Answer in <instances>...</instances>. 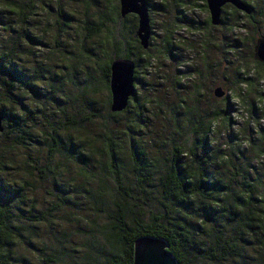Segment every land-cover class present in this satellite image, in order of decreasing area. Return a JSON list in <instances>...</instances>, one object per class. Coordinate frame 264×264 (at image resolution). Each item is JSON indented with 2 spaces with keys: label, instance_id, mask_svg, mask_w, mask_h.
Here are the masks:
<instances>
[{
  "label": "rangeland",
  "instance_id": "374dc122",
  "mask_svg": "<svg viewBox=\"0 0 264 264\" xmlns=\"http://www.w3.org/2000/svg\"><path fill=\"white\" fill-rule=\"evenodd\" d=\"M48 1L16 0L20 5L28 2L32 5L27 27L15 25L12 6L0 5V21L5 23L0 24V54L10 53L20 73L27 76L26 80H33L37 94L35 97L23 91L15 92V99L20 96L25 104L17 114L21 128L27 133L19 135L11 130L5 139L0 138V180L8 189V192L0 189V207L9 200L10 191L23 197L21 202L11 199L8 203L14 214L9 227L16 231L12 247L3 252L8 264H84L86 254L89 259H97L101 257L102 248L108 251L102 229L116 223L112 219L120 211L129 226L134 219L146 220L161 209V203L168 197L161 186V177L169 165L170 153L176 146L189 147L195 143L191 128L201 116L219 106L221 100L213 96L218 87L230 96L233 110L228 132L220 126L208 141V155L218 150L230 157L229 163H220L215 177L224 182L234 179L233 184L239 186L241 173L237 170L251 161L258 165L256 174L259 183L264 184V161L257 163L263 158L255 154L264 153V101L252 106L251 96L232 100L235 88L230 86L234 70L242 66L243 61L252 68L251 57L260 39L246 20L243 19L242 30L247 33L248 42L241 41L243 47L239 55L227 54L225 27L202 24L206 17L209 19L204 0H146L151 38L148 54L138 61L142 68H136L141 71L136 84L137 102L144 96L151 97L149 87L154 88L153 97L157 96L158 101L142 113L145 122L139 135L133 136L140 141L144 162L148 164L141 169L140 164L134 162L128 137L123 133L130 112L108 125V131H118L122 141V150L113 161L102 145L107 129L101 118L109 107L101 69L108 59L115 58L111 42L117 39V30L125 24L131 25V21L128 17L120 19L118 12L116 17L118 0ZM62 15L70 17L64 27L60 25ZM136 28L137 25L126 34L121 30L125 43L136 38ZM260 32L264 36V29ZM25 33L33 41H25L22 37ZM148 56L153 59L146 64ZM5 81L8 83L0 75L2 113H7L12 105L5 97L2 86ZM260 87L264 91V82ZM163 98L166 100L162 101ZM181 100L187 108H179ZM135 106L131 105L130 110H135ZM256 106L259 108L253 114ZM59 122L69 131L55 134L53 130L58 128ZM72 124H80L82 130H73ZM68 135L85 149L78 155L79 163L55 149L56 140H67ZM94 139L97 141L90 147ZM237 146L240 154L232 149ZM32 161L39 170L29 176L24 168ZM114 169L119 183L112 172ZM211 171L209 168L208 172ZM194 172L198 175L196 167ZM102 185L108 189L104 204L92 197ZM255 189L253 202L260 206L255 200L261 201L262 191ZM96 194H101L100 190ZM199 203H191L189 207L179 205L183 209L179 208L181 218L175 217V223H190L193 215L191 223H195L194 220L201 217L202 205L207 206L208 201ZM224 264L241 263L230 260Z\"/></svg>",
  "mask_w": 264,
  "mask_h": 264
},
{
  "label": "trees",
  "instance_id": "16d2710c",
  "mask_svg": "<svg viewBox=\"0 0 264 264\" xmlns=\"http://www.w3.org/2000/svg\"><path fill=\"white\" fill-rule=\"evenodd\" d=\"M59 1L49 0L48 2ZM74 1L76 3L83 2L82 0ZM11 2V0H0V5H4L6 8H11L12 6V13L16 18L14 22L16 26H29V12L32 8L30 2L22 5L18 4L16 0H13L12 4H10ZM244 2L251 9V15L249 16L236 11L231 6H225L223 8L221 26H224L226 31L225 43H223L225 44L227 54L236 53L239 55L243 47L241 41L247 39V33L245 30H242L243 19L252 27L253 33H258L260 38L264 37L260 32L264 29V0ZM115 10L117 17V12L119 16L117 1ZM257 16L261 18L257 19ZM127 17L131 21V25L125 24L122 26L116 32L117 39H111V47L115 53L114 59L132 58L134 59L136 68H142V66H139L138 61L145 58L148 52L141 49L136 38L126 43L122 39L123 32L126 34L132 30V27H136L137 25L135 16L129 15ZM68 18H70L68 15H62L60 25L63 27L68 25ZM179 22L178 20L177 23ZM0 24H5L4 20L2 22L0 21ZM127 26L129 30H125ZM60 32H62L61 29ZM22 37L28 43L33 41L32 38L28 37L27 33L23 34ZM246 42L248 41L246 40ZM13 45H16L15 41H13ZM147 59L146 64H149L153 58L148 56ZM113 60L108 59L101 69L103 83L107 92L108 107L110 104L108 87L109 65ZM251 63L252 68L243 61L242 66H238L234 70V80L230 83V86L235 88V96L232 100H243L246 97L248 99L251 96L253 98V101H251L252 106L255 103L261 105L264 101V91L260 87L261 82H264V64L257 61L255 48L251 57ZM139 70H136L137 81L140 80L139 75L141 71ZM0 75L8 80V83L5 81L2 86L5 90V97L12 103L10 105L11 109L7 113L0 111V114L3 115L4 124V132L0 134V138L5 139L11 130H15L19 135H24L27 131L21 128L20 116L17 114V110L23 109L25 104L22 102L23 100L20 96L15 99V92L23 91L24 93H29L37 97V94L34 92L33 80H26L27 76L20 73L17 66L12 63L10 53L0 54ZM19 75L22 76L19 77ZM153 90V87H149L148 89V92L152 94L150 98L144 96L142 97V101L138 103L137 97L136 100L130 101L125 111L117 114L110 113L108 108L107 114L101 118V122L104 123L107 129L108 125L115 122L119 117L129 112L131 113L129 118L126 119V130L123 133L128 137L134 162H137V165L140 164L141 169L148 166V164L144 162L146 159L143 156L142 149H140V141L133 139V136L138 134L139 129L145 122L142 113L147 111L145 109L151 103L158 101L157 96L153 97ZM53 92L54 90L51 91L52 94H54ZM196 93L200 97L201 94L199 91H196ZM164 100L166 99L163 98L162 101ZM220 100L219 106L211 109L205 116H201L191 128V135L196 136L195 143L189 147L185 145L176 146L170 153L169 165L165 170V175L161 177V186L166 196H168L166 201L161 203L160 206L162 208L151 213V216L146 220L142 218L138 220L134 219L129 226L124 222V214L120 211L112 219L116 223L102 229L108 251H106L105 247L102 248L101 257L97 259H89V254H86V263L84 264H133L134 242L144 236L165 241L168 245L167 251L176 261V264H198L197 261L224 264L230 260L239 261L241 264H264V184L259 183V178L256 174L258 165H254L251 161H248L245 167H239L237 172L239 173L240 171L241 174H239L240 185L238 186V183L233 184L235 183L234 179L224 182L221 178L215 177L218 171L217 168L225 161L226 163L230 162L228 153L216 150L214 155H208L207 152L209 148L208 141L218 131L217 128L222 126L228 132L232 124L230 114L233 110V105L231 101L227 102L225 98ZM184 103V100L179 102L180 109L187 108L184 106ZM131 105H136L135 110H130ZM258 108L257 106L254 108L253 114L256 113ZM173 114L176 115L177 121V111L173 112ZM97 121H100V119ZM187 121L189 124L192 122L190 118ZM61 126L64 125L59 122L58 128L53 130L55 134L58 132L60 134L62 130H65V132L69 131L67 126L63 128ZM71 126L75 131L82 130L80 124H72ZM113 132L107 129L106 135L103 138L104 141L102 142L104 151L111 161L122 150L121 137L118 135L119 132ZM67 138V140H56L55 149L63 153L66 158L73 159L76 163H79L80 159L78 155H81L85 149L78 142L73 141L69 135ZM96 141L97 139L91 141L89 146L94 145ZM124 142H127V140ZM232 149L235 150V154L241 153V149L238 146ZM255 154L258 158H263V160H258L257 163H262L264 161V153L259 151L255 152ZM0 165H2L1 161ZM27 165L29 167L24 168V170L29 176L32 175V171L39 170L36 167L37 163L35 161ZM194 167L198 169V175L195 174ZM209 168H212L210 173L208 172ZM47 170H49L48 167ZM112 172L116 176V181L119 183L116 169L112 170ZM53 173L59 175L56 172ZM255 188L261 189L262 191L261 201L255 200L260 206H256L253 202ZM0 189L8 192L2 180H0ZM99 190L101 194H96ZM97 191L93 192V199L104 204L108 196L107 187L102 185ZM9 193L12 196L9 195V200L0 207V264H8V257L3 252L12 247L13 238L16 237L14 235L16 231L9 227V222L14 217V214L11 212V207L8 203L11 199L20 202L23 200L20 193L16 191H10ZM203 200L208 201L207 206L202 205L203 211L200 214L201 217L195 219V223H191L195 218L194 215L193 219L190 218V223L186 221L183 223H175V217L181 218L179 208L182 207H179V205L189 207L191 203L200 202L199 204H201ZM67 201L68 199L65 198L64 202ZM119 209L121 210V208ZM126 212L132 214L129 209H126ZM185 215L183 216L185 217ZM189 215L191 217L192 214Z\"/></svg>",
  "mask_w": 264,
  "mask_h": 264
},
{
  "label": "water",
  "instance_id": "95a60500",
  "mask_svg": "<svg viewBox=\"0 0 264 264\" xmlns=\"http://www.w3.org/2000/svg\"><path fill=\"white\" fill-rule=\"evenodd\" d=\"M209 14V24L218 27L222 23V12L225 6H231L236 11L249 16L251 9L243 0H204ZM119 16L121 19L133 15L137 19L135 37L139 46L146 51L150 46L151 27L149 8L146 0H118ZM255 57L264 64V37L259 39L255 46ZM135 62L131 59L116 58L109 65V111L117 114L125 111L130 99L137 97L135 83ZM216 99L225 98L230 101L229 95L218 87L214 89ZM4 132L3 115L0 114V134ZM168 245L162 239L144 236L134 242L133 264H176V261L167 251Z\"/></svg>",
  "mask_w": 264,
  "mask_h": 264
},
{
  "label": "flooded vegetation",
  "instance_id": "af4514ba",
  "mask_svg": "<svg viewBox=\"0 0 264 264\" xmlns=\"http://www.w3.org/2000/svg\"><path fill=\"white\" fill-rule=\"evenodd\" d=\"M203 26H209V19H208V17H206L204 20H203ZM218 27H220V26H218ZM214 28H217V27H214ZM200 47H202V45L200 46ZM136 70H135V81H137V79H136ZM136 84L137 83H135V86H136ZM137 99V97L135 98V99H133V98H131L130 99V101H133V100H136ZM130 103V102H129Z\"/></svg>",
  "mask_w": 264,
  "mask_h": 264
}]
</instances>
